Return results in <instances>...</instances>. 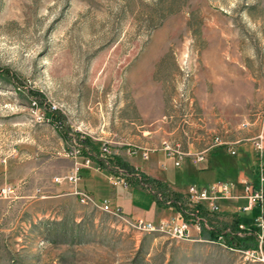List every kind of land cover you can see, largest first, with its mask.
I'll list each match as a JSON object with an SVG mask.
<instances>
[{"label": "rangeland", "instance_id": "obj_1", "mask_svg": "<svg viewBox=\"0 0 264 264\" xmlns=\"http://www.w3.org/2000/svg\"><path fill=\"white\" fill-rule=\"evenodd\" d=\"M262 111L264 0H0V189H15L0 195V264H264L221 237L248 232L235 224L236 212L198 208L206 224L188 240L140 230L127 238L115 228H128L100 207L75 195L45 197L56 193L47 181L70 165L65 150L89 138L109 142L101 170L133 172L163 203L172 188L127 166L125 156L144 167L151 154L166 155V142L194 159ZM55 130L79 136L63 150ZM230 162L204 179L187 172L181 184L228 181ZM100 176L102 188L91 194L98 205L117 188L124 209L150 213L143 184L131 197ZM175 200L179 208L160 221H190L192 205ZM49 205L54 219L33 222ZM259 213L253 208L240 220L247 225ZM108 222L115 228L102 225Z\"/></svg>", "mask_w": 264, "mask_h": 264}, {"label": "crops", "instance_id": "obj_2", "mask_svg": "<svg viewBox=\"0 0 264 264\" xmlns=\"http://www.w3.org/2000/svg\"><path fill=\"white\" fill-rule=\"evenodd\" d=\"M248 123V122H247ZM243 127L242 129L236 128L234 132H231L228 136L224 138V145H215L210 144L207 149L204 150V159L198 162H195L191 156H186L183 157L179 164H175V158L171 156H166L165 153L159 152L157 154H151L150 159L146 160L143 162L144 167H142V163H137L135 162V156H131L130 154L126 157L125 163L127 166H133L137 170H140L144 173V175L156 178L158 179L161 183H165L168 187L172 188L170 196L174 195V197L171 199L170 197L167 198L163 203L162 201H158L155 196L153 195L155 192L152 189V186H147V183L143 184L141 181H137L135 179V176L133 172L125 177L128 179V186L124 187L121 185H114V186H119V190L127 193L129 196H132V191L131 188L133 187H141L140 184H143L145 187V191L148 193V196H150L151 200H148L146 203V209L148 212L150 211L149 214H139V215H132L131 210L128 208V210L124 209V201L120 198L121 194L118 192V189L115 188L114 192L112 193L111 199H109V203L112 206H120L123 210V212L127 213L130 216L133 217H142L148 221H160L163 218L167 216H171L174 213L175 208L178 209L179 207L175 204L178 203L175 201V197H178L181 203L180 205L184 204V199L186 197V184L182 185L181 181L185 177V174L187 172H192L194 174H197L200 178L204 179L206 178L204 176V173L212 174V176H215L217 172L223 170V167L221 166L225 160L230 159V177L228 179V183L231 184L230 187V194L232 197L226 198V199H219L217 202L219 204V210L221 213H228V212H236L235 218L239 221L240 226H243L244 228L247 229V233L243 234L241 237L247 236V235H253L254 240L256 242V247L254 248H246V249H256L258 247V233L259 229L255 224V217L250 218L249 224L245 225L241 222L240 220V214L244 212H248L252 210L253 208L259 207L257 205H254L251 209L249 210H241L240 207L245 205L247 203L246 198L243 196L244 190H243V184H242V179H249L253 182L257 180V153L253 152V145L251 142V139L257 135L258 133L261 132V134L264 137V111L259 113L257 117L255 118V121L250 125V127ZM55 130L54 137L58 141V145H62L60 149L64 150L63 143L67 141L69 136H79L78 133H68L67 135L65 134H60ZM149 132V131H147ZM62 135V136H61ZM198 134L196 135V138L193 137V143L191 144V150L193 151H198L200 150V146L197 142L198 140ZM65 144V143H64ZM80 144L82 145V153L84 155H90L92 158V163L90 166H84L80 169V179L77 183V186L89 192L90 194H94L96 190H101V173H106L107 177L109 173L115 172L118 174L117 171H114V168L108 167L106 170H101V168L105 167L103 162H100L98 160V147L101 142H93L89 138L81 139ZM57 149V148H56ZM229 149H234L235 154H231L229 152ZM153 151V150H152ZM57 153L60 154L59 149H57ZM264 153V152H263ZM122 157V158H125ZM120 158V156H118ZM264 158V155H263ZM81 159V158H80ZM68 160L70 162V165L68 168L63 169L60 171L58 175L64 174L66 171L69 170V168L72 167L73 165V159L68 157ZM99 165L100 168L97 169L96 166ZM121 168V167H120ZM172 168H174V171H172ZM124 169V168H123ZM142 173V174H143ZM172 175H175V177H172ZM23 179V178H22ZM137 181V182H136ZM97 182H99L97 185ZM204 185H200L199 187H206L209 185L210 182V177L207 178L206 181H204ZM36 182H34L35 184ZM150 184V183H149ZM24 185V182H21L20 185H18L20 188H22ZM47 185L49 189H53L56 191L55 194L45 196L46 198L49 197H63V196H74L71 193V186L68 182L64 181L61 183H54L53 179L51 182L48 180ZM140 185V186H139ZM130 188V190H128ZM39 189V188H38ZM37 190V189H36ZM177 193V194H175ZM19 197H23L20 195ZM43 197V198H45ZM78 202V199L76 196H74ZM145 205V203H144ZM200 208L203 210L206 209L207 211L211 212L208 210L205 204H201ZM218 210V211H219ZM260 210V208H259ZM56 211L54 210L53 207L50 205L47 206V209L44 211H37L33 215V222H36L37 220H40L42 216L49 218L50 220H53L55 217ZM213 214L217 213V211L211 212ZM260 214V213H259ZM263 215H264V208H263ZM110 222L108 223H103L102 225H109ZM111 225V224H110ZM111 227H114L112 224ZM115 228V227H114ZM252 229H255V231H258L255 233H252ZM111 231V230H110ZM264 231V230H263ZM262 231V241L264 243V234ZM190 232L192 235L195 234V230L193 227L190 228ZM115 233L119 235L120 237H127V238H132L135 237L137 232L134 230L130 229H125V230H120L118 228H115ZM150 234V233H149ZM153 234V233H151ZM233 249L240 250L242 248H236L234 247ZM244 249V250H246Z\"/></svg>", "mask_w": 264, "mask_h": 264}, {"label": "built area", "instance_id": "obj_3", "mask_svg": "<svg viewBox=\"0 0 264 264\" xmlns=\"http://www.w3.org/2000/svg\"><path fill=\"white\" fill-rule=\"evenodd\" d=\"M55 106H52L51 110H54ZM247 123H243V126H246ZM216 144H224L225 142L222 139L216 137L215 138ZM108 141H102L99 147V154L98 160L105 164H109L110 162V154L111 149ZM164 147L163 149L166 152L167 156H175V164H179L180 160L183 158L184 154L182 152L177 151L176 149H172L169 144L163 142ZM252 144L254 149L257 153V180L255 182L249 179H242L243 196L246 198L247 203L240 207L241 210H249L254 205L259 206L260 214L255 217V224L259 229L258 233V247L256 249H246L242 250L244 255L247 258H252L254 260H259L264 262V243L262 241V231L264 230V215H263V208H264V137L261 133L257 134L252 139ZM82 145L73 144L68 147L64 154L65 156L73 159L72 167L66 171L62 175H56L53 177L54 183H61V182H68L71 186V193L76 196L79 203L84 205H93L95 207H100L101 210L110 213L115 220L119 221L120 224L126 226L128 229L133 230H140V231H159V232H166L171 234V236L181 239V240H188L192 237L190 232L191 226L200 231L202 226L206 224V220L200 214H198V208H200L201 204H205L208 210L211 212L219 210V199H226L232 197L230 194V187L231 184L222 181V182H213L206 187H199L194 184H190L187 186L186 197L184 199V204L192 205V210L189 212L192 216L190 221L180 218L175 220L173 218L169 220L160 221L157 225L148 221L142 217H127L122 209L117 207H111L108 200L103 199L102 203L98 205L93 198V196L85 191L80 189L77 186V183L80 179V169L84 166H90L92 163V158L90 155H84L82 153ZM149 150L143 148L141 150V155L143 159H147L149 156ZM134 152H136L134 150ZM231 154H235L234 149H229ZM176 153V154H175ZM81 158V159H80ZM80 159V160H79ZM204 159V150L199 151L194 154V161L198 162ZM97 169L100 168L99 165L96 166ZM115 169V168H114ZM117 173L111 172L108 175V180L112 185H121V186H128V181L126 180L127 172L123 169L116 167ZM142 183V181H141ZM144 184V183H143ZM146 184V183H145ZM14 188L10 185H5L0 189V195L3 197H8L14 194ZM243 229V226H240Z\"/></svg>", "mask_w": 264, "mask_h": 264}, {"label": "trees", "instance_id": "obj_4", "mask_svg": "<svg viewBox=\"0 0 264 264\" xmlns=\"http://www.w3.org/2000/svg\"><path fill=\"white\" fill-rule=\"evenodd\" d=\"M4 72L7 73V71H4ZM175 194H177V193H175ZM234 222L236 224V223H238V220L236 219ZM209 236L212 239H216V238L218 239V237H219L218 233H216L215 231H209ZM221 237H223L229 245H232L233 247H236V248L246 249V248L256 247V242L254 240L253 235H247L244 237H237V236H231L228 234H223V235H221Z\"/></svg>", "mask_w": 264, "mask_h": 264}]
</instances>
